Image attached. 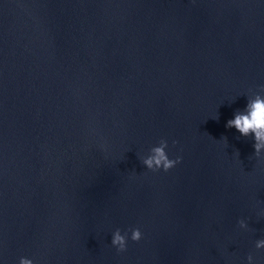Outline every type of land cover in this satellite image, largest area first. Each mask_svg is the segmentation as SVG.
<instances>
[{"label": "water", "instance_id": "95a60500", "mask_svg": "<svg viewBox=\"0 0 264 264\" xmlns=\"http://www.w3.org/2000/svg\"><path fill=\"white\" fill-rule=\"evenodd\" d=\"M261 86L264 0H0V264H264Z\"/></svg>", "mask_w": 264, "mask_h": 264}, {"label": "clouds", "instance_id": "9594fccd", "mask_svg": "<svg viewBox=\"0 0 264 264\" xmlns=\"http://www.w3.org/2000/svg\"><path fill=\"white\" fill-rule=\"evenodd\" d=\"M250 95L247 97V104L243 111L237 110L234 113V118L227 121V128H234L241 137L247 138L250 135L254 140V156L259 159L262 151H264V86H261L256 92L249 90ZM218 119V116H217ZM176 141H173L175 146ZM168 142L161 139L158 146L149 149L146 157H141L142 165L153 173L165 172L167 173L177 164L181 162V157L177 156L175 159H170L166 149ZM264 215V212L260 213ZM241 229H246L247 225L243 220L238 221ZM131 235L128 232L121 233L120 229H116L112 233L111 245L117 252H124L127 249V241L139 242L142 238L141 231L138 228L130 229ZM256 249L264 248V239L258 240L255 243ZM248 264H253V257H247ZM19 264H33L31 259L20 258Z\"/></svg>", "mask_w": 264, "mask_h": 264}]
</instances>
